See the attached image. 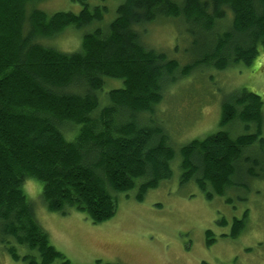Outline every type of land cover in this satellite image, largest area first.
<instances>
[{
    "label": "trees",
    "instance_id": "trees-1",
    "mask_svg": "<svg viewBox=\"0 0 264 264\" xmlns=\"http://www.w3.org/2000/svg\"><path fill=\"white\" fill-rule=\"evenodd\" d=\"M39 1L0 0V240L29 250L8 248L22 264H70L37 222L24 181L42 183L49 211L74 208L93 223L115 214V193L137 186L141 200L172 173L175 150L150 121L165 89L195 67L250 65L264 51V0H124L111 22L85 33L79 50L69 53L42 40L101 22L106 7L47 15ZM159 18L184 22L190 63L180 66L141 43L136 28ZM106 78L123 85L102 101ZM262 106L246 89L224 101L220 125L243 131L219 130L182 146L180 184L193 181L211 200L264 180ZM246 217L244 211L234 219L230 237L244 230Z\"/></svg>",
    "mask_w": 264,
    "mask_h": 264
},
{
    "label": "rangeland",
    "instance_id": "rangeland-1",
    "mask_svg": "<svg viewBox=\"0 0 264 264\" xmlns=\"http://www.w3.org/2000/svg\"><path fill=\"white\" fill-rule=\"evenodd\" d=\"M123 1L35 2L47 15L78 13L84 4L91 9L95 6L107 9L101 22L80 29L68 26L54 38H44L42 44L68 53L79 50L83 35L111 22ZM136 31L145 47L165 53L180 66L190 63L192 36L180 19L159 18L137 27ZM122 85L119 79L106 78L102 101L110 88ZM241 89L254 92L262 99L264 137V51L259 50L250 65L237 63L225 69L199 66L187 75L177 76L165 89L150 120L166 131L175 150L171 176L161 180L157 187L149 188L141 200L137 199V186L115 193V214L104 222L93 223L85 213L74 208H67L65 214L49 211L41 199L42 183L27 178L23 191L50 244L70 264H264V180H253L248 191L245 188L229 191L211 200L205 198L193 181L180 184L178 151L182 146L219 130L229 131L232 136L243 131L239 125H220L222 103ZM244 211H247L245 228L232 238L229 236L232 223ZM207 230L212 232L209 238ZM10 246L20 255L29 252L11 238L0 240V264H22L21 259L12 258Z\"/></svg>",
    "mask_w": 264,
    "mask_h": 264
},
{
    "label": "flooded vegetation",
    "instance_id": "flooded-vegetation-1",
    "mask_svg": "<svg viewBox=\"0 0 264 264\" xmlns=\"http://www.w3.org/2000/svg\"><path fill=\"white\" fill-rule=\"evenodd\" d=\"M237 219V218H236ZM223 235H226V234H223ZM229 236H230V234H229Z\"/></svg>",
    "mask_w": 264,
    "mask_h": 264
}]
</instances>
